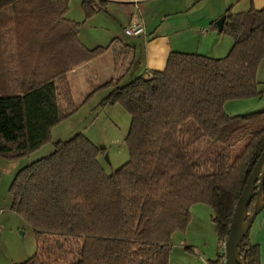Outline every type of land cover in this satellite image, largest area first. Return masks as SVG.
<instances>
[{
    "label": "trees",
    "instance_id": "1",
    "mask_svg": "<svg viewBox=\"0 0 264 264\" xmlns=\"http://www.w3.org/2000/svg\"><path fill=\"white\" fill-rule=\"evenodd\" d=\"M68 2L0 0L3 159L26 158L50 142L64 117L58 79L106 51L79 42L81 23L66 18ZM104 5L82 0L85 19ZM221 33L233 41L226 57L172 52L163 71L114 87L102 102L119 103L131 117L121 168L106 174V150L76 135L17 172L11 208L37 242L35 255L20 264H169L172 236L199 203L212 209L219 244L227 241L264 149V111L230 116L224 105L264 95L256 79L264 9L228 14ZM253 207L254 200L249 214ZM237 252L245 264H260L249 232Z\"/></svg>",
    "mask_w": 264,
    "mask_h": 264
},
{
    "label": "crops",
    "instance_id": "2",
    "mask_svg": "<svg viewBox=\"0 0 264 264\" xmlns=\"http://www.w3.org/2000/svg\"><path fill=\"white\" fill-rule=\"evenodd\" d=\"M263 9L264 0H105L102 11L82 21L78 40L89 50L102 47L106 51L59 79L69 97L66 108L82 88L91 92L92 86L98 90L113 81L109 86L113 89L152 71H163L172 52L226 57L233 41L218 31L216 22L228 14ZM133 20L142 23L145 36L124 34ZM91 79L98 83L89 87ZM256 79L264 89V59ZM249 240L260 247V264H264V218L251 227Z\"/></svg>",
    "mask_w": 264,
    "mask_h": 264
},
{
    "label": "rangeland",
    "instance_id": "3",
    "mask_svg": "<svg viewBox=\"0 0 264 264\" xmlns=\"http://www.w3.org/2000/svg\"><path fill=\"white\" fill-rule=\"evenodd\" d=\"M66 17L81 24L87 20L82 10V0H69ZM59 79L62 93L60 107L64 117L52 128L50 142L23 159L10 161L0 157V264H20L37 252L32 228L11 208L9 188L19 170L50 155L53 143L68 141L76 135H82L95 146L106 150L105 155L100 158V164L108 175L129 160L125 138L131 117L119 103L102 105L113 89L107 86L95 90V86H92L91 92H84L86 90L82 88V92L75 94L70 108L67 109L69 97L65 95L66 86L63 88ZM88 81L89 87L98 83L94 79ZM224 111L230 116L264 111V97L248 101H229L224 106ZM262 218L264 208L255 218L252 229ZM220 252L221 243L217 240L212 222V209L203 203L195 204L190 210V220L185 230L175 232L172 236L169 264H214Z\"/></svg>",
    "mask_w": 264,
    "mask_h": 264
},
{
    "label": "water",
    "instance_id": "4",
    "mask_svg": "<svg viewBox=\"0 0 264 264\" xmlns=\"http://www.w3.org/2000/svg\"><path fill=\"white\" fill-rule=\"evenodd\" d=\"M225 20L226 17L223 16L216 22L219 32L222 31ZM263 190L264 149L236 204L229 235L226 241V264H245L244 260L238 255L237 248L241 240L250 231L257 215L264 208ZM253 200L254 207L249 214L247 210Z\"/></svg>",
    "mask_w": 264,
    "mask_h": 264
},
{
    "label": "built area",
    "instance_id": "5",
    "mask_svg": "<svg viewBox=\"0 0 264 264\" xmlns=\"http://www.w3.org/2000/svg\"><path fill=\"white\" fill-rule=\"evenodd\" d=\"M124 34L129 37H142L145 36V30L140 21L133 20V22L124 29ZM216 264H226V242L221 244V252L219 253Z\"/></svg>",
    "mask_w": 264,
    "mask_h": 264
}]
</instances>
